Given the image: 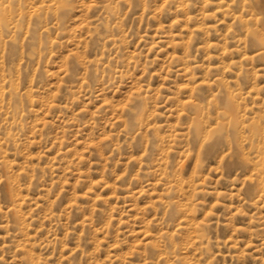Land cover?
I'll list each match as a JSON object with an SVG mask.
<instances>
[{"label": "rangeland", "instance_id": "374dc122", "mask_svg": "<svg viewBox=\"0 0 264 264\" xmlns=\"http://www.w3.org/2000/svg\"><path fill=\"white\" fill-rule=\"evenodd\" d=\"M0 264H264V0H0Z\"/></svg>", "mask_w": 264, "mask_h": 264}, {"label": "bare ground", "instance_id": "6f19581e", "mask_svg": "<svg viewBox=\"0 0 264 264\" xmlns=\"http://www.w3.org/2000/svg\"><path fill=\"white\" fill-rule=\"evenodd\" d=\"M230 110V109H229Z\"/></svg>", "mask_w": 264, "mask_h": 264}]
</instances>
